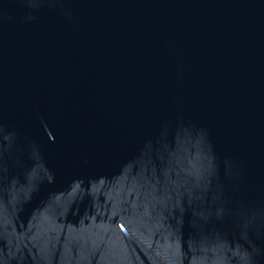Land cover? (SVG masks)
Here are the masks:
<instances>
[{"label": "water", "instance_id": "1", "mask_svg": "<svg viewBox=\"0 0 264 264\" xmlns=\"http://www.w3.org/2000/svg\"><path fill=\"white\" fill-rule=\"evenodd\" d=\"M0 264H264V0H0Z\"/></svg>", "mask_w": 264, "mask_h": 264}]
</instances>
